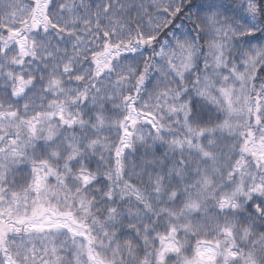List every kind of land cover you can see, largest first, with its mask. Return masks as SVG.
<instances>
[{"label": "snow or ice", "instance_id": "snow-or-ice-1", "mask_svg": "<svg viewBox=\"0 0 264 264\" xmlns=\"http://www.w3.org/2000/svg\"><path fill=\"white\" fill-rule=\"evenodd\" d=\"M0 264H264V0H0Z\"/></svg>", "mask_w": 264, "mask_h": 264}]
</instances>
